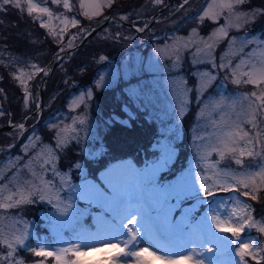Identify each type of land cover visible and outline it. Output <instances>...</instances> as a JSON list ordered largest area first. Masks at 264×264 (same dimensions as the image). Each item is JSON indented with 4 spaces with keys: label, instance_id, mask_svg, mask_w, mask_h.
<instances>
[{
    "label": "rangeland",
    "instance_id": "obj_1",
    "mask_svg": "<svg viewBox=\"0 0 264 264\" xmlns=\"http://www.w3.org/2000/svg\"><path fill=\"white\" fill-rule=\"evenodd\" d=\"M115 1L110 0V4ZM33 3L41 8H48L51 16L39 12L28 14L26 0H22V9L19 10L26 12L36 25L45 30L38 35L33 25L27 24L31 31L27 34L38 43V51L34 56L20 58L12 52L0 49V62H11L9 66L13 72L10 75L11 83L7 76L2 77L3 74L0 73V112L3 113L0 115V125L10 119L17 120L37 107L41 69L45 67L44 62L48 61L52 51L50 41L67 42L69 37L77 33L83 36L96 25L99 16L104 14L105 8L109 6V0H68L69 8L64 7V0L59 3H54L53 0L43 3L33 0ZM222 3L223 0H188L187 4L183 3V7L181 4L178 7L175 4L170 5L158 21L141 33L117 23L104 26L93 41L97 43L90 45L84 55L99 53L95 56L98 62L104 60L101 57L109 58L103 51H92L93 47L100 44V39L106 38L115 41L112 42L113 52L121 57L109 58L110 63L102 68L95 78L94 85L68 96L64 108H58L61 104L60 96L63 95L59 94L58 88L67 77L62 72L58 75L53 84L56 92L49 98L46 95L43 109V114L46 113L48 119V122H43V128L51 131L49 133H52V139L44 138L40 126L32 127L37 119L33 117L28 121L32 128L23 135L25 137L18 149L0 154V189H3L0 202H9L6 198L21 189L25 190V194L29 190L34 191L33 185L43 188V194L48 197L40 200L34 193V202L15 205L14 201L19 199V196L13 195L11 202L14 206L0 208V235L12 242L15 249L12 257L6 261L0 260V264H40L41 261L43 264H56L55 257L36 256L33 250L45 248L47 251L57 252L80 244L76 237L85 230L96 231L95 218L102 209L96 204L76 199L81 186L93 184L110 191L104 183L110 174L142 171L165 154H170L171 159L167 167L158 173L161 185L175 183L181 178H186L189 183L193 180L197 183L203 180L206 181L205 186L214 182L231 185V176L225 178L218 173L226 168L230 173L244 171L248 165H251L250 171H260L259 165L264 164V109L256 114L257 127L253 128L252 123L248 121L251 120V101L256 100V97H250V93L256 92L258 97L261 91H264V84L257 86L244 83L247 77L243 73L250 72L252 66H255L257 71L264 68V32L253 30L264 23V0H244V3L236 5L231 13L229 9L222 7ZM159 6L154 0H126L113 8L111 13L107 12L104 17L118 15L123 19L127 17L125 20L141 18L144 22L141 21L138 25L144 27L147 18ZM8 7L14 11L18 10L12 6ZM204 10L211 15L221 12L222 15L213 20L204 16ZM3 12L0 11V14L3 15ZM86 12L88 15H85ZM238 13H248L246 23L244 17L237 16ZM73 20L78 23L73 24ZM44 24L48 27H44ZM237 24L240 25L239 28L234 26ZM222 26H228L227 37L221 38L219 34L213 36ZM86 27L89 28L83 29ZM208 45H212L211 49ZM72 46L60 45V51ZM221 64L228 67H219ZM233 70L235 75L232 74ZM237 78L241 83L234 82ZM17 87L21 92L17 91ZM97 91H103L101 98L97 97ZM10 96H17L24 102L20 104V109L15 107L16 102H13L10 106L14 108L6 111L4 98L8 99ZM114 96L121 114L115 111L106 115L103 111L106 110L105 99L114 100ZM110 109L112 111L114 106ZM139 116L145 117V120L156 128L150 148L153 152L156 151L158 157L153 160L147 158L144 169L138 168L131 160H124L111 163L101 170L98 180L88 177L89 166L97 163L96 159L99 157L106 155L108 147L105 144V133L109 125L115 120L130 125L131 119H140ZM237 126L248 132L254 140L253 145L242 142L239 147H252L257 153L254 157H243L244 165H236L230 154L221 160L218 152L212 150L221 146L218 144L219 135ZM20 133L19 129L0 132V151L21 140ZM60 140L64 141L62 145ZM70 151L73 152L72 156L68 155ZM201 156L206 159H201ZM77 163L79 168L75 167ZM173 171L175 172L172 173ZM255 180V187L259 189L252 193L257 196L255 200L251 195L244 196L245 189L239 184L231 193L213 187L211 191L216 194L214 198L201 193L183 200L180 208L173 213L174 219H180L182 209L190 208L194 223L206 213L209 216L218 215L221 219H228V214L233 210L237 216L250 211L255 221H264V181L260 177ZM43 182L50 186L45 187ZM237 200L240 202L236 203ZM245 202L251 205L250 209H244ZM58 203L60 207L72 204L82 210L84 214L81 220L76 222L68 219L58 211ZM172 203L176 201L173 200ZM28 212L37 214L42 225L50 229L53 242L38 234L39 219L29 216ZM105 217L111 219L108 214H105ZM236 222L233 218V223ZM219 234L235 239L230 232ZM16 236L24 237L23 245L15 244ZM149 237L160 244H174L178 251L188 246L187 237ZM149 237L139 243L146 241L149 250L157 252L147 240ZM241 238L244 243L251 245L259 264H264V260H260V256L264 255V232L259 231L258 227L246 228L245 232L241 233ZM101 247L103 250H100ZM119 247L124 248V245L120 244ZM201 247L210 249L211 251L205 250L206 253L224 264L234 256L238 259V255L231 251L238 248V244L205 243ZM218 247L221 249L219 252ZM9 251L5 244L0 243V257L6 256ZM116 251L117 249H111L107 245H94L92 250L80 259L86 261V264H106L105 258L113 256ZM26 253L34 255L33 259ZM65 258L74 257L67 253ZM149 259L150 264H166V261L159 262L161 259L158 258ZM244 259L248 264H257V261L250 257ZM122 264H135V258L123 261Z\"/></svg>",
    "mask_w": 264,
    "mask_h": 264
},
{
    "label": "snow or ice",
    "instance_id": "obj_2",
    "mask_svg": "<svg viewBox=\"0 0 264 264\" xmlns=\"http://www.w3.org/2000/svg\"><path fill=\"white\" fill-rule=\"evenodd\" d=\"M54 3H59L60 0H53ZM162 0H155V3L159 4ZM27 13L32 14L33 12L47 13L51 16V12L48 8H41L38 4L33 3V0H26ZM187 4L188 0H184ZM244 0H223L222 7L227 8L231 11L236 5L243 4ZM110 5V0H109ZM8 6L22 9V0H0V11H6ZM184 5L182 4L181 7ZM64 7L69 8L70 4L68 0H64ZM211 7V5H209ZM85 15H88L86 12ZM218 15H211L207 10H204V16H208L211 19H217ZM238 17H244L245 23L247 22L248 13H238ZM127 17H125L126 19ZM203 19V17H202ZM227 19V18H226ZM73 24L78 21L73 20ZM48 27L47 24L43 25ZM232 26V25H228ZM222 26L213 33V36L217 34L221 38L227 37L228 32L226 27ZM239 28L240 25H234ZM143 29H141L142 31ZM195 31V30H193ZM212 37H209L211 39ZM235 39V38H233ZM187 45H185L186 47ZM211 49L212 45H208ZM197 51H200L197 49ZM106 59V57H101ZM178 59V57H177ZM215 66V65H213ZM219 67L226 68L228 65L221 64ZM239 67V66H237ZM42 71V69H41ZM235 75V70H233ZM247 79L243 82L252 85L264 84V68L259 71L252 66L250 72L243 73ZM236 84L241 83V80L237 78L234 81ZM23 83V80H21ZM250 97H256V100L251 101V120L253 128L257 127L255 123L256 114L264 109V91L257 97L256 92L250 93ZM82 99V98H81ZM254 106V107H253ZM3 113L0 112V115ZM83 123V121H81ZM19 128L23 129L24 125H18ZM259 135V133H257ZM246 145H253L254 140L249 136V133L243 131L242 128H237L225 131L218 136V144L220 147H214L212 150L218 152L221 160L225 159L226 155L230 154V158L234 160L236 165H244L245 161L243 157H254L257 155L254 148L252 147H239L240 143ZM59 143L62 145L63 140ZM171 159L170 154H165L157 162L152 165L146 166V168L139 172L132 174L113 173L105 179L104 183L110 191H106L98 185L85 184L81 186L76 199L87 201L89 204H96L102 209L101 213L96 216V231L91 232L85 230L76 237L80 241V244H76L73 247L60 249L57 252L47 251L45 248L39 250H33L36 256L40 257H55L56 264H86V261L80 259L82 256H86L88 251L92 250L94 245H107L111 249H117L113 256L105 258L106 264H122L123 261H129L133 257L135 258V264H150L149 257L164 259L166 264H181L182 261L188 262V264H203L202 260L198 259L199 253H196L194 248H191V244L196 243L198 246H204L205 243H219L225 242L227 245L238 244L239 247L232 249L231 251L238 255V259L234 256L231 260L227 261V264H248L245 257H250L253 261H257V256L252 250L251 245L244 243L241 238V233L245 232L246 228L251 229L258 227L259 231L264 232V221H255L250 211H245L244 215L237 216L235 210L228 214V219H221L218 215L209 216L207 213L204 217L200 218L199 221L193 222L191 216V209H182L181 217L179 220L174 219L173 213L177 208H180V204L183 200L192 197L193 195H199L203 193L204 196L215 197V193L211 191L213 187L223 189L228 192H232L236 185H241L245 191L244 196L251 195L253 200L257 199L254 192L259 191L255 187L256 177H260L264 181V164L259 165V172H252L249 169L251 165H248L244 171H238L236 173H230L227 168L218 175L225 178L231 176L232 184L228 185L212 183L205 186L206 181L197 183L193 180L191 183L186 178H181L175 183L168 185H161L158 180V173L167 167ZM201 159H206L205 156H201ZM219 161H217V165ZM75 167L79 168L80 165L77 163ZM239 177V179H238ZM12 183V181H9ZM30 183V182H29ZM45 187L50 186L47 182H43ZM6 187V186H5ZM34 191H27L21 189L17 193L10 194L6 199L9 202H0V208H11L21 203H31L33 201L34 193L39 196L40 200L48 199L43 194V188L32 186ZM3 189H0V196H2ZM13 195H18L19 199L13 202ZM239 196V192L237 191ZM59 200V198L57 197ZM175 200L176 203H172ZM51 203V200H49ZM239 203L240 201H235ZM251 205L244 203V209L248 210ZM57 209L60 213L68 217L72 221L79 222L84 214L79 208L73 207L72 204H68L65 207H60L57 204ZM71 210V211H70ZM86 211V210H85ZM105 214H108L111 219H106ZM233 218L237 220L233 223ZM230 232L232 237H225L219 233ZM151 235H159L165 239H177V238H188V246L182 249V252L189 253L187 255L182 252L176 251L173 247L168 249L157 248V252L166 251L165 256H157V252H152L149 248H145L139 245L140 240H144L146 237ZM0 243L5 244L10 251L6 256L0 257V260H8L12 257L15 251L13 243L8 239H4L0 235ZM15 244L23 245L24 237L16 236ZM123 244L124 248H120L119 245ZM51 247V246H49ZM125 249H128L127 251ZM103 250V247L100 248ZM211 251L210 249H205ZM221 251L218 247L217 252ZM71 253L73 259H66L65 255L62 254ZM210 264H224L217 260L214 256L208 257ZM260 260H264V255L260 256ZM20 264V262H18ZM43 264V261L40 262ZM259 264V261H257Z\"/></svg>",
    "mask_w": 264,
    "mask_h": 264
},
{
    "label": "trees",
    "instance_id": "obj_3",
    "mask_svg": "<svg viewBox=\"0 0 264 264\" xmlns=\"http://www.w3.org/2000/svg\"><path fill=\"white\" fill-rule=\"evenodd\" d=\"M123 1L126 0L115 1L107 9L106 12L111 13V10L117 7L120 2ZM25 13L20 11L19 9L17 11H14V9L8 7L7 10L3 12V15L0 14V49H3L4 52H12L20 58L30 55L34 56L33 54L38 51V43L36 44L37 41L35 42V40H33L32 37L27 34L31 32L27 24L30 23L31 25H33V28L37 31L38 35L44 33L45 30L40 25L37 24V26L33 22V19L31 17L29 18ZM88 28L89 27H86V29ZM255 29L264 32V23L261 26L256 27ZM96 37L97 34L93 36L90 40H88L73 54L68 56L66 59L64 58L62 60L63 64L61 62V64L56 68L52 76L49 78L45 91V96L47 95V98L52 97L56 92L55 88H53V84L57 77H59L58 75L62 72L63 74H66L67 77L66 80L64 79V82L61 84V87L58 88V90H60L59 94H63L62 97L60 96L61 104L58 105V108H64L68 96H72L81 90H86V88H88L89 86H93L95 78L98 76L103 67L108 66L112 56H116L115 59H120L121 55L113 52L114 43L112 42L115 41L107 40L106 38L100 39V44H96L97 47H93L92 51H103L105 55L108 56L110 59L106 57V59L102 60L101 62H98L99 60L95 56H97L99 53L93 55L89 53L84 55V53L86 52L85 50L90 45L97 43L93 42ZM48 41L49 39L47 40V42ZM50 43L52 44V51H50L48 61L44 62L46 63L45 66L49 63L52 57L60 50L59 43H56L55 41H53V43L50 41ZM44 45L47 46L46 43H44ZM110 47L112 48L110 49ZM10 63L11 62L8 61L6 63L0 62V73L3 74L2 77L7 76L6 78L9 80V83H11L12 81L10 79V75L13 73L9 66ZM16 89L17 91L21 92L19 87H17ZM96 94L98 98H101L103 91H97ZM9 98H4V103L7 107L6 111L11 108H14L10 106V104L13 102H16L15 107L19 109L21 107L20 104L24 103L23 101H20L19 97L17 96H10ZM113 99L114 100L105 99L106 110L103 109V111L106 115H111L112 112L115 111L121 114V110L118 105V101L115 100V96ZM112 106H114V109L111 111L110 108ZM139 117L140 119H131L132 122L130 125L120 122L118 120L113 121L109 125V128L105 133V144L108 147V150L105 152L106 155L99 157L98 159H96V161H98L97 163H92L89 166L88 177H92L98 180V173L101 170L109 166L111 163H115L117 161H122L125 159H132L137 165V167H139L140 169H144V166L147 164V158L153 160L158 157L156 151L153 152L150 148L154 139L156 128L153 126L152 123H148L145 120V117ZM45 119L46 113L43 114L42 121H39L37 125L40 126L39 128L42 130L44 138L46 140H50L52 139V133H49L51 131H46L47 129L45 128L44 130L43 128V122H48V119ZM24 137L25 136H22L21 140L8 145L9 148L7 146V148L0 151V154H3V152L9 150L16 151ZM71 151L68 154L69 156L73 155V152ZM174 172L175 171H173L172 173ZM28 215L39 219V216L37 214L32 215L30 214V212H28ZM37 230L40 236L43 235V237H45L44 239L49 240L51 242L54 241V238L51 239L50 229H48L45 225H42L40 219L37 224ZM26 255L30 256L31 259H33L34 257V255H31L30 253H26Z\"/></svg>",
    "mask_w": 264,
    "mask_h": 264
},
{
    "label": "water",
    "instance_id": "obj_4",
    "mask_svg": "<svg viewBox=\"0 0 264 264\" xmlns=\"http://www.w3.org/2000/svg\"><path fill=\"white\" fill-rule=\"evenodd\" d=\"M40 2H45L46 0H38ZM177 0H171L169 1L166 5H164L163 7H161L159 10H157L154 14H152L150 17H148V23L146 26L144 27H140L138 24H136L137 21H139L141 18H137L134 20H125L122 17L118 16V15H108L106 17H104L102 20H99L97 22V24L89 31L85 34L84 37H82L79 42L76 45H73L70 48H67L66 50H62L59 53H57L56 55H54V57L51 59V61L45 66V68L43 69V78L39 84V94H40V101L38 103V107L24 115L22 118L12 122L9 121L3 125L0 126V132L3 131H9V130H16V129H21L18 127V125L23 124L24 127L23 129H21V135L23 133H25L26 131V124L25 122L32 117L33 115H38V117L40 118L42 115V111H43V107H44V103H45V85L47 83V81L49 80L50 76L52 75V73L55 71V69L60 65L61 61L68 57L69 55L73 54L76 50H78L83 44H85L88 40H90L95 34H97L104 26L109 25L111 23H121L123 25H125L126 27L130 28V29H134L136 31V33H141L143 31H145L146 29H148L149 27H151V25L157 20V18L165 11V9L171 5L172 3H174ZM141 29H143L141 31ZM76 35H72L69 38V44H74L76 41L75 38ZM29 97V93H27V98ZM22 119L24 121H22Z\"/></svg>",
    "mask_w": 264,
    "mask_h": 264
},
{
    "label": "bare ground",
    "instance_id": "obj_5",
    "mask_svg": "<svg viewBox=\"0 0 264 264\" xmlns=\"http://www.w3.org/2000/svg\"><path fill=\"white\" fill-rule=\"evenodd\" d=\"M147 240L155 247V249L157 250V248H160V249H168L170 247H173L176 251H178L177 249V246L176 245H172V244H169V245H164V244H160L157 240L153 239L152 237H149L147 238ZM148 245H145V248H149L147 247ZM191 248H194L196 250V253H199L200 255L197 256L198 259L202 260L203 264H210V261L208 259V257L210 255H208L205 251V249H203L201 246H198V244L196 243H193L190 245ZM150 249V248H149ZM163 254V256H165L167 254L166 251L162 250V251H159ZM178 252H182V251H178ZM182 254L184 255H187L189 253H186V252H182ZM218 260V259H217ZM188 264V262H187Z\"/></svg>",
    "mask_w": 264,
    "mask_h": 264
},
{
    "label": "flooded vegetation",
    "instance_id": "obj_6",
    "mask_svg": "<svg viewBox=\"0 0 264 264\" xmlns=\"http://www.w3.org/2000/svg\"><path fill=\"white\" fill-rule=\"evenodd\" d=\"M169 1H171V0H162V2L161 3H159L160 4V6L157 8V10L161 7V6H163V5H165L167 2H169ZM189 1H191V0H189ZM154 2H155V0H154ZM184 3V0H177V1H175V5L178 7L180 4L182 5ZM173 4V5H174ZM172 7V6H171ZM63 46H67V44L65 43V44H63ZM31 94H32V91H31ZM31 94H30V96H31ZM41 121H42V118H41ZM26 125H27V129H29L30 128V125L28 124V122L26 123Z\"/></svg>",
    "mask_w": 264,
    "mask_h": 264
}]
</instances>
